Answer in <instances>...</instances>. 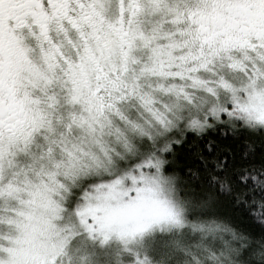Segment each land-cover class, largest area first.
Returning <instances> with one entry per match:
<instances>
[{"label":"snow or ice","instance_id":"obj_1","mask_svg":"<svg viewBox=\"0 0 264 264\" xmlns=\"http://www.w3.org/2000/svg\"><path fill=\"white\" fill-rule=\"evenodd\" d=\"M0 264H264V0H0Z\"/></svg>","mask_w":264,"mask_h":264}]
</instances>
